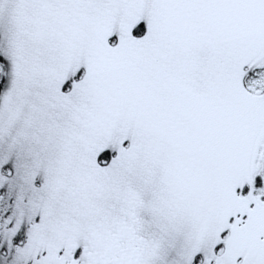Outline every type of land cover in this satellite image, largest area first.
I'll return each instance as SVG.
<instances>
[{
    "label": "snow or ice",
    "instance_id": "1",
    "mask_svg": "<svg viewBox=\"0 0 264 264\" xmlns=\"http://www.w3.org/2000/svg\"><path fill=\"white\" fill-rule=\"evenodd\" d=\"M0 264H264V0H0Z\"/></svg>",
    "mask_w": 264,
    "mask_h": 264
}]
</instances>
